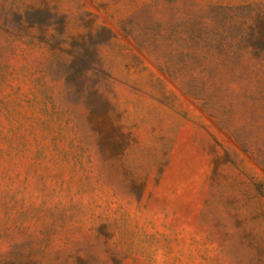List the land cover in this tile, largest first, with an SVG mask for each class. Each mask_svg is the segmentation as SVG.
Listing matches in <instances>:
<instances>
[{"label": "rangeland", "instance_id": "rangeland-1", "mask_svg": "<svg viewBox=\"0 0 264 264\" xmlns=\"http://www.w3.org/2000/svg\"><path fill=\"white\" fill-rule=\"evenodd\" d=\"M0 264H264V0H0Z\"/></svg>", "mask_w": 264, "mask_h": 264}]
</instances>
